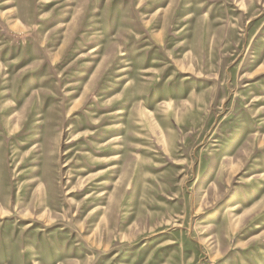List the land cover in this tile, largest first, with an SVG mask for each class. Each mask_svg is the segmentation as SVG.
Segmentation results:
<instances>
[{"label": "rangeland", "instance_id": "1", "mask_svg": "<svg viewBox=\"0 0 264 264\" xmlns=\"http://www.w3.org/2000/svg\"><path fill=\"white\" fill-rule=\"evenodd\" d=\"M0 264H264V0H0Z\"/></svg>", "mask_w": 264, "mask_h": 264}]
</instances>
